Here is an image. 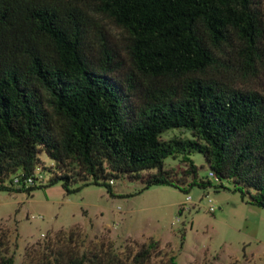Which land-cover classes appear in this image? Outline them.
Segmentation results:
<instances>
[{
	"label": "trees",
	"instance_id": "obj_1",
	"mask_svg": "<svg viewBox=\"0 0 264 264\" xmlns=\"http://www.w3.org/2000/svg\"><path fill=\"white\" fill-rule=\"evenodd\" d=\"M192 154L264 210V0H0V191L80 182L111 194L120 176L210 187ZM55 241L22 264L116 260ZM7 242L0 230V264H14ZM157 249L140 245L131 264Z\"/></svg>",
	"mask_w": 264,
	"mask_h": 264
},
{
	"label": "rangeland",
	"instance_id": "obj_2",
	"mask_svg": "<svg viewBox=\"0 0 264 264\" xmlns=\"http://www.w3.org/2000/svg\"><path fill=\"white\" fill-rule=\"evenodd\" d=\"M190 159L197 178L208 179L210 187H191L186 193L166 186L143 190L139 180L120 176L110 185L111 194L103 186L80 182L69 184V189L78 188L69 194L61 182L29 194L0 191L7 254L22 264L25 251L57 237L56 247L79 253L94 249L105 257L111 251L116 257L101 264H131L139 246L152 240L158 249L148 264H168L170 257L174 264H264V210L247 204L228 181L207 178L201 155ZM40 160L50 164L44 155ZM175 165L164 161L165 167ZM38 173L42 181L36 185H44L46 177ZM186 196L188 210L180 212Z\"/></svg>",
	"mask_w": 264,
	"mask_h": 264
},
{
	"label": "built area",
	"instance_id": "obj_3",
	"mask_svg": "<svg viewBox=\"0 0 264 264\" xmlns=\"http://www.w3.org/2000/svg\"><path fill=\"white\" fill-rule=\"evenodd\" d=\"M34 177H35V181L41 179V176H39V175H36V176H34ZM207 178L214 179V175H213V173L210 172V171H208V172H207ZM12 183H13L14 185H18V186H22V187H28V186H30V185H33V184H34V181H33L32 178H30V177H25V178H23V177H22V178H17V177H15V178H13ZM189 202H190V198H189L188 196H186V197L184 198L183 203L180 205V208H179L180 212H183V211H187V210H188ZM208 202H210V201L208 200ZM208 211L211 213V212L213 211V208L210 207V208L208 209ZM32 219H33V218H32Z\"/></svg>",
	"mask_w": 264,
	"mask_h": 264
}]
</instances>
